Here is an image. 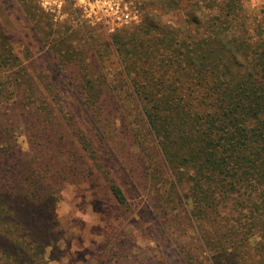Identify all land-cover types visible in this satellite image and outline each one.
<instances>
[{"label": "trees", "instance_id": "16d2710c", "mask_svg": "<svg viewBox=\"0 0 264 264\" xmlns=\"http://www.w3.org/2000/svg\"><path fill=\"white\" fill-rule=\"evenodd\" d=\"M139 1L140 22L111 39L57 26L33 0L0 4V264L58 261L64 192L128 206L118 174L147 192L158 226L186 209L213 264H264V5ZM110 51L117 72L103 68Z\"/></svg>", "mask_w": 264, "mask_h": 264}, {"label": "rangeland", "instance_id": "374dc122", "mask_svg": "<svg viewBox=\"0 0 264 264\" xmlns=\"http://www.w3.org/2000/svg\"><path fill=\"white\" fill-rule=\"evenodd\" d=\"M32 3L38 7V11L48 14L57 26L63 25L61 28L71 25L78 28L94 26L100 39H111L115 31L111 32L108 26L117 20L116 16L122 11L131 13L135 20L117 29L139 23L143 14L139 0H114L110 4L100 0H33ZM248 5L261 8L264 0H248ZM5 9V20L18 26V11L10 4L5 5ZM165 18L175 20L177 16L171 12ZM18 28L15 33H23L24 26ZM82 32H77V39L81 38ZM33 46L35 51L41 48L35 42ZM48 48L45 45L42 49L45 51ZM108 53L102 62L103 68L119 71L117 54L115 51ZM65 96L74 99L71 94ZM18 142L23 149L27 148L25 136H20ZM127 163L130 173H136L138 160L123 162ZM139 175L141 170L136 176ZM117 177L128 194V206L103 198L101 192L91 186L82 190L71 187L64 192L58 214L64 223L66 237L59 255L56 254L61 258L51 260L50 264H187V251L198 254L204 264H213L209 254L201 247L186 209L166 216L165 226H158L156 221H163L165 216L156 217L147 192L141 190L130 175L118 174ZM160 232L164 234L163 237Z\"/></svg>", "mask_w": 264, "mask_h": 264}, {"label": "built area", "instance_id": "2783aa9c", "mask_svg": "<svg viewBox=\"0 0 264 264\" xmlns=\"http://www.w3.org/2000/svg\"><path fill=\"white\" fill-rule=\"evenodd\" d=\"M103 1L104 3L110 4L114 0H100ZM117 20L113 23H111L110 26H108V29L111 32H114L117 30L118 27L123 26L129 22H132L135 20V17L131 15L129 12L122 11L120 15L116 16Z\"/></svg>", "mask_w": 264, "mask_h": 264}]
</instances>
